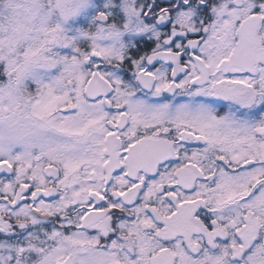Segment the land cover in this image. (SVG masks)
Instances as JSON below:
<instances>
[{
  "label": "snow or ice",
  "instance_id": "snow-or-ice-1",
  "mask_svg": "<svg viewBox=\"0 0 264 264\" xmlns=\"http://www.w3.org/2000/svg\"><path fill=\"white\" fill-rule=\"evenodd\" d=\"M0 264H264V0H0Z\"/></svg>",
  "mask_w": 264,
  "mask_h": 264
}]
</instances>
